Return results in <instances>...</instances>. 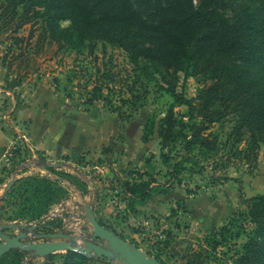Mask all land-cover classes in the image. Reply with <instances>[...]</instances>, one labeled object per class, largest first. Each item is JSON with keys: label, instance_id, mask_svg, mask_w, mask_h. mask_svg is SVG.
<instances>
[{"label": "trees", "instance_id": "16d2710c", "mask_svg": "<svg viewBox=\"0 0 264 264\" xmlns=\"http://www.w3.org/2000/svg\"><path fill=\"white\" fill-rule=\"evenodd\" d=\"M0 2V10L3 9L4 14H9L11 19L20 16L26 19L18 28L26 25L28 15H33L35 20H42V33L36 43L38 52L48 38L49 43L56 44L59 49L68 47L77 53L83 49H90L92 52L98 43L108 44L117 46L128 55L130 63L135 67L138 81L141 73L152 80L159 77V82L165 85L160 86V89L174 100L176 106L188 109L187 116H180L178 119L171 107L161 119L158 129L163 163L166 167L173 168L169 175L177 181L179 188L183 186L179 180L183 173H199L195 169L198 167L199 171L202 170L198 159L192 162L193 154L200 152L205 161L219 155L222 145L217 136L208 134L210 126L231 115L236 121L231 134L236 144L242 143L245 137L248 139L245 141L246 149H238L239 155L252 160L258 159L260 145L264 142V10L259 6L244 8L237 20L231 23L221 14L196 5L195 0ZM143 6L153 7L155 23H150L142 16L139 10ZM67 22L69 26L62 27V23ZM24 41L16 38V47L21 45L22 49ZM180 73H184L185 80L201 76L207 82L196 100L188 99L184 92H177V76ZM27 74L28 72L25 75ZM103 79L107 81V76ZM114 80L108 79L111 82ZM95 81L92 89L94 94L87 101L88 106L100 100L104 90L109 89L104 81ZM21 85L22 78H16L12 82H6L5 89L13 91ZM137 91L132 86L129 90L131 98L121 100L122 103L137 109L135 106L142 100V94ZM144 93L147 94V90ZM186 118L189 119L188 122H185ZM155 128L156 123L148 122L145 125L143 143L152 140ZM178 148L184 154L177 152L173 155ZM18 157L21 161L24 158L21 153ZM189 163H192L191 167H187ZM215 170L213 168L212 171ZM134 176L137 180L123 182L122 193L131 199L129 212L132 217H137L140 215L137 208L145 206L156 193L154 186L157 181L153 175L138 170ZM66 177L81 190L87 188L81 180ZM57 192L63 191L56 183L37 177L15 181L1 200L6 202L8 208L17 209L12 212L14 219L9 217L7 221L32 223L42 220L49 214L51 207L60 202ZM243 203L246 212L241 213L242 219L238 220L244 223L241 226L243 232L233 236L232 228L239 222L232 221L218 233L221 241L215 240L211 244L216 251L226 241V235L233 240L244 236L248 242L243 246L242 252L236 254L235 264H264V195L243 198ZM245 222L252 226V233H248ZM100 224L112 230L102 222ZM53 225H43L42 229L59 228ZM213 235L216 236L217 233ZM147 254L166 264L160 253ZM26 255L13 250L0 260V264H22ZM53 257L54 255L45 258L47 262L44 264H54ZM92 262L94 259L90 257L68 252L63 264Z\"/></svg>", "mask_w": 264, "mask_h": 264}, {"label": "rangeland", "instance_id": "374dc122", "mask_svg": "<svg viewBox=\"0 0 264 264\" xmlns=\"http://www.w3.org/2000/svg\"><path fill=\"white\" fill-rule=\"evenodd\" d=\"M263 3L264 0H195L196 5L221 14L231 23L237 20L246 7L259 6L264 10ZM139 11L150 23H155L152 6H143ZM3 14L2 9L0 66L4 70L5 84L22 78L21 87L13 90L18 103L24 105L25 100L21 97L27 93L36 96L46 94L60 107L62 102H67L70 111L99 117L79 118L78 114L71 112L73 117L77 116L76 122L79 124L87 126L93 120L91 123H95L98 128L109 126L113 129L112 137L102 151L105 157L90 159L94 166L107 167L109 172L106 175L109 177L105 175L102 179L95 169L88 173L93 179V185L98 187L94 198L98 202L102 201L96 211L97 215L100 218L103 215L107 227L145 253H160L166 264H235L236 254L242 252L243 246L248 242L247 238L242 236L233 240L226 235V241L215 251L211 243L221 241V235L218 234L221 228H212L213 220L216 225L223 222L224 226H228L232 221L242 219L241 213L246 212L243 198L264 195V142L260 145L258 159H248L238 152V149H246L247 137L242 143L236 144L235 138L231 136L236 122L233 115L211 125L208 134L217 136L222 145L219 155L205 161L200 152L193 154L192 162L198 159L202 170L199 171L198 167L195 169L199 173H183L179 178L183 186L179 188L177 181L169 175L173 168L166 167L163 163L158 129L161 119L171 107L178 119L180 116H187L188 109L176 106L174 100L160 89V86L165 85L159 82V77L152 80L141 73L138 81L135 67L130 63L128 55L117 46L108 44L98 43L92 52L90 49H83L77 53L68 47L59 49L56 44L49 43L48 38L38 52L36 43L42 33V20H35L33 15H28L26 25L18 28L25 18L20 16L11 19L9 14ZM35 22L38 23L34 24ZM68 26V22L62 23V27ZM16 38L25 40L22 49L21 45L16 47ZM27 72L28 76L25 75ZM106 76L107 81H104ZM96 79L104 81L109 89L104 90L100 100L88 106L87 101L94 94L92 89ZM108 79H113L114 82ZM176 84L179 94L184 92L188 99L196 100L207 82L201 76L185 80L184 73H180ZM132 86L134 90H138L137 93L142 94V100L135 106L137 109L124 105L121 101L131 98L129 90ZM146 90L147 94L144 93ZM188 121L186 118L185 122ZM148 122L156 123V128L152 140L145 144L142 136ZM177 152L184 154L181 153V148L172 154ZM143 161L141 168L136 167ZM191 166L192 163H189L187 167ZM213 168H216L215 172L212 171ZM137 170L153 175L157 185L154 186L156 193L150 205L138 207L140 215L132 217L128 208L132 201L122 193V186L124 181L137 180L134 176ZM84 191L88 192L89 189L84 188ZM58 197V200L64 201L67 196L64 192H57ZM238 222H234L236 226L232 228L233 236L243 232L241 226L244 223L241 220ZM245 224L248 233H252V226L247 222ZM82 225L77 230L58 225V230L76 238L88 239L93 233L92 225L89 221L86 228ZM83 229L84 232L79 234ZM214 233L217 235L214 236ZM30 242L37 240L32 239ZM77 243L80 247L84 246L82 241ZM23 253L27 255L22 264H41L32 259L26 260L30 252ZM67 253L54 254V264H63Z\"/></svg>", "mask_w": 264, "mask_h": 264}, {"label": "crops", "instance_id": "0c3cea01", "mask_svg": "<svg viewBox=\"0 0 264 264\" xmlns=\"http://www.w3.org/2000/svg\"><path fill=\"white\" fill-rule=\"evenodd\" d=\"M3 75L4 70L0 66V166L12 141L14 130L26 128L32 147L29 156L38 157V160L34 162L32 167L25 168L19 179L15 181L32 177L48 180L56 183L67 196L64 201L60 200L59 203L51 207L49 214L43 218L44 223L39 226L38 232L41 234L58 233V228L45 231L42 229L43 225L49 223H53V226L59 225L74 230H77L82 224L85 227L88 221V209L93 210L99 222L108 226L106 220L102 217L103 215H101V218L97 215L98 212L96 211L102 205V201L98 202L94 198L98 187L96 188L93 185V179L88 176V173L91 169H95L104 179L106 173L109 172L107 167L94 166L90 159L105 157L102 155V151L112 137V127L98 128L95 123H91L93 120L87 126L81 125L76 122L77 116H72L71 112L74 111H70L67 102H62V107H60L46 94L36 96L27 93L21 97L22 100H25L24 105H20L14 92L5 89L6 84ZM74 113L78 114L79 118H99L93 114L89 116L86 113ZM114 127L117 129V124ZM49 164H54L57 168L48 167ZM143 164L144 161L136 167L141 168ZM50 169L54 171L52 172ZM66 176L81 180L87 185L89 191L85 192L76 187ZM3 177L4 172L0 169V180ZM106 177L109 176L106 175ZM3 198H0V227L7 225L34 226L36 222L7 221L9 217H12V212L17 209L14 207L8 208L6 202L1 201ZM149 203H151V200L146 206H149ZM141 211H143L142 208ZM12 219L14 218L12 217ZM213 223L212 228L214 229L224 227L223 222H221V225H216V221L213 220ZM83 232L84 229L79 231V234ZM18 233L10 232L8 234ZM125 240L128 242V239ZM29 259L41 264L45 261V258L35 256L33 253L28 254L26 260ZM94 261H96L95 264H109L97 258H94Z\"/></svg>", "mask_w": 264, "mask_h": 264}, {"label": "water", "instance_id": "95a60500", "mask_svg": "<svg viewBox=\"0 0 264 264\" xmlns=\"http://www.w3.org/2000/svg\"><path fill=\"white\" fill-rule=\"evenodd\" d=\"M48 167L57 168L54 164ZM12 180L6 193L14 185ZM88 221L92 225L93 233L88 239L76 238L65 233H39V226L44 220L36 222L34 226L7 225L0 227V260L13 250L30 252L40 258H47L60 252H74L90 258H97L109 264H162L155 257L148 255L138 247L130 244L112 230L102 226L92 209H88ZM19 232L18 234H8ZM32 239L38 242H30ZM82 241L84 246L77 243ZM44 263V262H43Z\"/></svg>", "mask_w": 264, "mask_h": 264}, {"label": "built area", "instance_id": "2783aa9c", "mask_svg": "<svg viewBox=\"0 0 264 264\" xmlns=\"http://www.w3.org/2000/svg\"><path fill=\"white\" fill-rule=\"evenodd\" d=\"M23 129L14 130L12 141L7 148L3 163L0 166V169L4 172V177L0 180V198L6 194L8 184L12 180L19 179L21 172L25 168L32 167L34 162L38 160V157L29 156V153L32 152V147L26 132L27 130H25L26 128ZM19 153L24 156L22 161L18 157Z\"/></svg>", "mask_w": 264, "mask_h": 264}]
</instances>
